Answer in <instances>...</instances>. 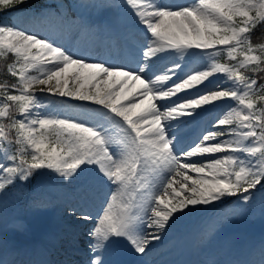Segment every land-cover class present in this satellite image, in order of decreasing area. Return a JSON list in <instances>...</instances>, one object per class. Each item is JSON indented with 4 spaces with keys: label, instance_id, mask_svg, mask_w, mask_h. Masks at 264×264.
Wrapping results in <instances>:
<instances>
[{
    "label": "snow or ice",
    "instance_id": "snow-or-ice-1",
    "mask_svg": "<svg viewBox=\"0 0 264 264\" xmlns=\"http://www.w3.org/2000/svg\"><path fill=\"white\" fill-rule=\"evenodd\" d=\"M28 2L0 0V11H29L19 7ZM120 7L127 31L120 50L105 60H88L38 33L0 23V56H15L7 73L17 80L0 83V193L43 171L58 174L61 183H79L85 199L107 185L95 216L76 205L65 212L73 251L81 250L75 229L94 222L84 233V264H116L121 240L146 255L178 214L224 197L249 201L253 190L264 189V108L256 111L252 99L264 90V33L259 45L251 42L264 22V0H123ZM219 49L236 63L213 59L186 71L179 62L209 51L214 57ZM166 56H177L171 67L160 63ZM218 74L223 78L209 87ZM36 85L69 102L68 113L34 115L46 98L32 92ZM72 101L83 105L78 114ZM217 102L229 104L227 114L213 121L216 130L197 132L193 126L205 106ZM244 264H264V245Z\"/></svg>",
    "mask_w": 264,
    "mask_h": 264
},
{
    "label": "rangeland",
    "instance_id": "rangeland-1",
    "mask_svg": "<svg viewBox=\"0 0 264 264\" xmlns=\"http://www.w3.org/2000/svg\"><path fill=\"white\" fill-rule=\"evenodd\" d=\"M167 1L171 3L190 2V0ZM122 2L123 0H29L27 4L19 6L20 8L28 9L29 11H16L8 9L0 11V23L15 25L16 27L17 24H21V22H23L26 26H28V23H31L32 29L22 28L31 32L38 33L41 37H45L52 41H55L56 44L63 46L65 49L71 52L78 44L82 48L85 44L92 43L95 44L97 48L102 49L103 35L100 36V33L96 30L95 25H93L94 23L91 24V8L93 5L100 4L102 7L110 9V11L115 15L121 16L127 27L129 21L121 10L120 5L122 4ZM57 5L59 7H57ZM42 9L43 11H41ZM38 13L39 15H37ZM126 31L127 29L123 33H125ZM105 40L108 41L109 44H111V41H109L108 38H106ZM253 45L256 46L255 44ZM209 52L211 54L212 62L214 59L216 63H236L226 56L225 49H219V54L215 55L214 57L213 52ZM255 54H261L259 47L256 48ZM8 55L9 54H6L5 56L1 57H7ZM12 56L15 57L14 55ZM0 60H2V58H0ZM241 71L244 70L242 69ZM29 74L39 76L40 72L31 70ZM246 75H251L256 78L255 74L251 72H246ZM0 79L3 81V83L8 84L17 82L15 77L9 76L5 71H2V76H0ZM40 88L41 86L33 88L32 92L35 93V90ZM187 91L189 95L195 96L194 90ZM259 92L260 91L258 90L256 92V95L252 97L254 103L256 104V111H258L260 108H264V102L260 104L257 100V95L259 94ZM180 95L183 96L184 93H181ZM37 96L45 97L46 94H39ZM173 99H175V97H173ZM49 101H52V103H49ZM66 103L69 102H67L64 98H60L58 96H46V98H44L45 108L42 109V113H47L51 116H60L62 114H66L68 113V107H65ZM74 103L77 104L78 102L72 101L70 102V106L75 110L74 114H78L83 105L75 106ZM227 105L229 106L228 103ZM222 116L223 112H218L216 115H214L212 111L208 110L202 114L199 123L193 127L197 132L203 129L216 130V128L213 126V121ZM13 147L15 148L17 146ZM223 155L225 154H216L217 157H222ZM192 159L203 160L205 158L194 157ZM93 168L94 166H90L89 171H92ZM189 175L195 176L196 174L189 172ZM51 178L55 180L56 183L62 184V187H60L59 191H55L50 195H46L43 188L45 186V183L49 182ZM58 179V174L50 171H43L40 175H34V177L31 178L29 182H19L16 186L10 188V190L7 191V194L1 193L6 197L11 193L13 194L10 197L9 203L6 204L3 208V219L10 223H14V225H10L6 229L0 231V239L3 243H6L8 241L13 232H17L19 230L22 223L20 218L24 217V215L29 212L26 201L23 200L20 196L21 191H24L28 194L35 193L36 195L45 197V199L47 200L49 199L52 203L51 211L53 210V213L60 208L62 210L61 213L65 214L66 209L70 208V203L72 202H76L77 206L82 208V205L78 203L79 199H85L82 186L79 183L64 184L61 183V181H59ZM177 179L179 180L180 178L177 177ZM109 191L110 189L107 185H100L98 191H93L88 198L91 199L94 196H99L92 195L94 193H101L102 195H100V197L106 198ZM253 191L254 196L249 201H243L237 196H232L224 197L221 201H216L213 204L197 206L196 209L190 213V215L194 218V222L192 224H190V219H186L183 215L178 214L176 223L167 230V235L161 241L153 242L150 245L151 251L146 255H137L143 258V261H145L146 264H185V258L187 256L190 257V249L188 247L180 246V244L181 242L183 243L188 240L189 230L196 223L203 227L207 226L208 224H210L211 227H215L221 226L222 224L227 225L230 222H234L241 216H246L245 219L247 221V224L251 226V233H253V236L256 237L255 245L260 244V242L264 243V228L262 226V224H264V189ZM87 199H85V204L87 206L89 204H93V207H96L98 209L101 208V205L99 203H94L92 201L88 203ZM223 208H226V210L224 211ZM44 209L47 210V206H44ZM221 212L224 213L221 214ZM61 220H63V216L57 215L55 216L53 222L55 224L58 223V226L64 227L62 228L61 235H64L69 239L66 228L67 223ZM44 224L47 225V221L45 219L42 221L30 220L28 224H23V227L27 228V230L32 234V232H34V229H32V225H35V229H37ZM46 227L48 229V225ZM90 228H92V225ZM209 232L210 233H208L207 236H211L214 230H211ZM167 237H169L168 240H166ZM129 246L130 245L123 240L115 245V255L117 254L118 258H121V261H117L116 264H127V260L129 258L132 259L131 257L136 255V252L134 251L132 254L130 253V251L133 249L131 248V246ZM79 247L84 250L86 247L85 241H79Z\"/></svg>",
    "mask_w": 264,
    "mask_h": 264
},
{
    "label": "bare ground",
    "instance_id": "bare-ground-1",
    "mask_svg": "<svg viewBox=\"0 0 264 264\" xmlns=\"http://www.w3.org/2000/svg\"><path fill=\"white\" fill-rule=\"evenodd\" d=\"M167 3L168 2L166 0ZM176 3V2H173ZM92 15H90V19H92L93 25H95L96 30L100 33V36L103 35L102 39V49L97 48L95 44H85L84 47L81 48L79 44L73 49V53L77 56H83L88 60H105L109 59V55L111 56L113 53L118 52L122 45L121 40L122 33L127 29L126 24L123 19L119 15H115L110 9H106L102 7L100 4L93 5L91 8ZM103 13V16H102ZM22 24V25H21ZM21 24H17L19 28L32 29L31 23H28L26 26L23 22ZM120 36V37H119ZM81 37V35H80ZM108 38L111 41V44L108 43L105 39ZM162 56L166 54H161ZM177 59V56H166L165 59L161 60V64L168 65L171 67V63ZM208 59V61H207ZM179 62L182 66L187 65L185 70H191L192 68L201 67L205 63L210 65L211 54L210 52H206L203 58L196 57L194 60L189 61L187 55L183 57H179ZM223 78L222 74L214 75L209 79L212 80V84H208V81H205V84H208L209 87L214 88L219 80ZM41 86L40 89H36L35 93H41V89L46 88L44 85H36L33 88ZM201 91H204V85L200 86ZM194 94L195 90H194ZM75 106H81L79 104L74 103ZM218 107L213 108L212 106H206L209 111H212L214 115L218 112H223V116L227 114L229 110V106L226 102H217ZM36 113H42V109L34 110V115ZM59 181L60 178L58 179ZM62 184L56 183L52 178L49 182L45 183L44 190L46 195H50L55 191H59ZM13 195L9 194L7 197L0 193V231L6 229L10 225H14V223H10L3 219V208L6 204L9 203L10 197ZM81 195V193H80ZM92 195L93 198H88V203L90 201L97 202L102 205L106 198L100 197L101 193H94ZM20 196L27 203V208H29V212H27L24 217H21V227L17 232H13L10 238L6 243H3L0 239V259L7 262V264H61L63 261H74L75 264H84L87 260L86 253L80 251L81 260H77L74 256V251L71 249H66L65 245H70L67 240L61 239V237L55 235H41L36 243L33 242V238L31 232L27 230V228L23 227L30 220L42 221L46 220L49 228H51L52 232H54L57 228V224L53 222L55 216L61 215V209L51 211V201L45 199V197L41 195H36L35 193L28 194L24 191H21ZM78 203L82 205V210L86 212H91L93 216L96 215L100 209L96 207L89 208L85 203V199H79ZM76 205V202L70 203V207ZM44 206H47V210L44 209ZM89 206H93V204H89ZM218 207V206H217ZM225 211L226 208H223ZM224 212H221L223 214ZM186 219H190L192 224L193 217L190 213L183 215ZM246 216H241L237 218L234 222H230L225 225L211 227L210 224L203 227L198 225L197 223L189 230L188 240L185 242H181L180 246L188 247L190 249V257L187 256L185 264H244L245 261H250L258 258V253L261 245L264 243L257 244L256 237L251 233V226L247 224L245 219ZM221 218V217H219ZM94 222H89L87 226L81 224L75 230L81 233L79 237V241H86L87 237L84 233L87 229H90L91 225L93 227ZM264 228V224H262ZM214 230L212 235H208L209 231ZM207 236V237H206ZM36 238V237H35ZM260 238V237H259ZM264 238V233H263ZM48 239L49 244L55 247L54 251H50V254L45 255H31L33 251H40L43 246L42 241ZM169 237L166 238L168 240ZM60 243V244H59ZM126 244V243H125ZM47 245V246H48ZM130 247V246H129ZM132 251V252H131ZM130 253H133L131 250ZM76 252V251H75ZM79 252V251H78ZM62 253V254H61ZM77 253V252H76ZM55 255L58 258H55V262L52 261L51 256ZM76 257L79 258L78 255ZM189 257V259H188ZM132 259H128L127 263L129 264H146L144 261H140L137 259L136 255L131 257ZM112 259L117 262L121 261V258H118V255H114ZM244 259V262L242 260ZM199 261V263H198Z\"/></svg>",
    "mask_w": 264,
    "mask_h": 264
},
{
    "label": "trees",
    "instance_id": "trees-1",
    "mask_svg": "<svg viewBox=\"0 0 264 264\" xmlns=\"http://www.w3.org/2000/svg\"><path fill=\"white\" fill-rule=\"evenodd\" d=\"M264 33V22H261L257 25L256 29L254 30L252 34V41L254 44H260L261 40L258 39V37H261V34ZM261 39H264L262 37ZM7 60L2 59L0 60V69L5 70L6 65L4 64ZM2 75V71L0 70V76ZM259 79L261 83H264V73L259 74ZM262 94H264V90H261ZM261 96V95H259Z\"/></svg>",
    "mask_w": 264,
    "mask_h": 264
}]
</instances>
